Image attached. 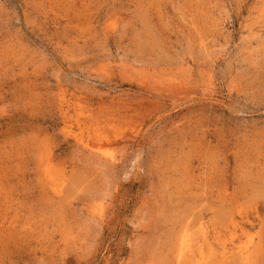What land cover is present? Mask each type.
Masks as SVG:
<instances>
[{
    "label": "rangeland",
    "instance_id": "rangeland-1",
    "mask_svg": "<svg viewBox=\"0 0 264 264\" xmlns=\"http://www.w3.org/2000/svg\"><path fill=\"white\" fill-rule=\"evenodd\" d=\"M0 264H264V0H0Z\"/></svg>",
    "mask_w": 264,
    "mask_h": 264
},
{
    "label": "bare ground",
    "instance_id": "bare-ground-1",
    "mask_svg": "<svg viewBox=\"0 0 264 264\" xmlns=\"http://www.w3.org/2000/svg\"><path fill=\"white\" fill-rule=\"evenodd\" d=\"M186 243V242H185Z\"/></svg>",
    "mask_w": 264,
    "mask_h": 264
}]
</instances>
